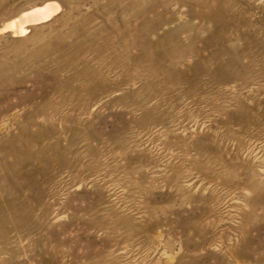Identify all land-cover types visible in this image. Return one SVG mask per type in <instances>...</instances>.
Returning a JSON list of instances; mask_svg holds the SVG:
<instances>
[{"label":"rangeland","instance_id":"rangeland-1","mask_svg":"<svg viewBox=\"0 0 264 264\" xmlns=\"http://www.w3.org/2000/svg\"><path fill=\"white\" fill-rule=\"evenodd\" d=\"M45 2L0 30V264H264V0L0 29Z\"/></svg>","mask_w":264,"mask_h":264},{"label":"bare ground","instance_id":"bare-ground-1","mask_svg":"<svg viewBox=\"0 0 264 264\" xmlns=\"http://www.w3.org/2000/svg\"><path fill=\"white\" fill-rule=\"evenodd\" d=\"M59 7H60L59 4H57L56 2H45L44 4H42L40 6H36V7H33L27 11L22 12L20 14V16H18L16 18L9 20L8 22H6L3 25V27L0 30L2 31L4 29H9L11 31L12 35H16V36L23 35L28 31V25L29 24H31V25L33 23L37 24L38 22H42V21L47 20L54 13H56L58 11ZM166 31H168V30H166ZM166 31H164V33H166V35H167ZM162 34H161V36H162ZM157 41H158V39H157ZM159 43H160V40H159ZM169 65H171V64H169ZM90 76H91V72H90ZM101 85H103V83L98 82V83H95L93 87L97 88V87H100ZM87 91H88V94H92L93 88L87 89Z\"/></svg>","mask_w":264,"mask_h":264}]
</instances>
